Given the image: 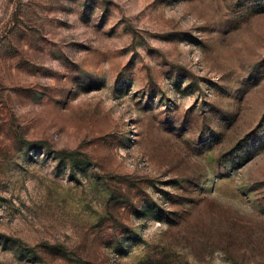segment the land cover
Instances as JSON below:
<instances>
[{
	"label": "rangeland",
	"instance_id": "374dc122",
	"mask_svg": "<svg viewBox=\"0 0 264 264\" xmlns=\"http://www.w3.org/2000/svg\"><path fill=\"white\" fill-rule=\"evenodd\" d=\"M0 264H264V0H0Z\"/></svg>",
	"mask_w": 264,
	"mask_h": 264
},
{
	"label": "trees",
	"instance_id": "16d2710c",
	"mask_svg": "<svg viewBox=\"0 0 264 264\" xmlns=\"http://www.w3.org/2000/svg\"><path fill=\"white\" fill-rule=\"evenodd\" d=\"M56 155L60 158V162H62L63 158H68L72 162H75L76 160V152L60 151V152H57ZM80 164H83V163H80Z\"/></svg>",
	"mask_w": 264,
	"mask_h": 264
}]
</instances>
